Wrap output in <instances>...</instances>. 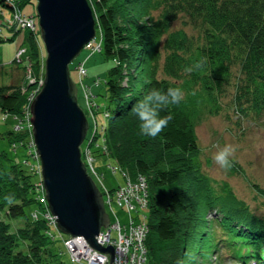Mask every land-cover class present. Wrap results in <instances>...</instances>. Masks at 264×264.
<instances>
[{"label":"trees","instance_id":"1","mask_svg":"<svg viewBox=\"0 0 264 264\" xmlns=\"http://www.w3.org/2000/svg\"><path fill=\"white\" fill-rule=\"evenodd\" d=\"M15 1L20 8L24 0ZM88 2L100 34L98 51L113 62L104 81V154L120 166L122 183L123 171L131 178L142 174L146 180L147 203L141 209L148 226L146 264H198L196 256L207 258L220 245L237 264H264V216L230 185L218 184L203 171L195 130L205 115L218 114L224 104L239 118V130L244 128V116L264 113V0ZM12 9L0 0L4 14L10 15ZM178 19L183 26L172 27ZM23 29L28 30L23 40L26 54L22 61L10 60L21 76L7 83L3 81L6 70H0L2 117L11 113L20 129L9 128L0 135L15 147L21 142L31 150L24 115L33 84L27 79L26 63L31 64V75L38 77L45 51L36 27ZM10 37L2 27L0 40ZM153 87H180L184 97L160 110L171 112L172 119L156 136H149L140 130L132 108ZM228 95L229 101L224 102ZM96 102L99 109L101 103ZM32 160H12L0 148V264L62 263L54 246L58 236L64 245L65 238L43 217L47 208L42 190L33 184L39 173L29 168ZM231 167L236 168L233 160ZM252 184L264 194L257 182ZM118 205L125 212L123 220L115 207V218L104 207L111 220L124 226H129V217L140 215L137 208L128 214ZM213 209L217 215L206 219ZM15 220L24 223L13 225Z\"/></svg>","mask_w":264,"mask_h":264},{"label":"water","instance_id":"2","mask_svg":"<svg viewBox=\"0 0 264 264\" xmlns=\"http://www.w3.org/2000/svg\"><path fill=\"white\" fill-rule=\"evenodd\" d=\"M36 16L45 50L44 72L28 109L47 207L60 232L82 237L90 247L106 253L112 264L113 245L96 239L109 216L81 159L88 121L69 69L95 36V17L88 0H37Z\"/></svg>","mask_w":264,"mask_h":264},{"label":"rangeland","instance_id":"3","mask_svg":"<svg viewBox=\"0 0 264 264\" xmlns=\"http://www.w3.org/2000/svg\"><path fill=\"white\" fill-rule=\"evenodd\" d=\"M36 3L37 0H24L20 6V9L22 12L35 15L36 33L40 38L36 16ZM4 9L7 11V13H9V8L4 6ZM177 26H183L179 19L173 22L172 27ZM186 27L188 28V31L193 32L194 34L197 32L196 28H191L189 26ZM3 31L11 34V37L9 39L0 40V70H6V76L4 77L3 81L7 83H13L16 82L17 77L19 78L21 76L22 72L21 70H18L15 64L10 65V60L13 58L15 50L18 46L26 45L23 40L26 39L28 30L21 28L17 31H13L3 27ZM44 57L45 54L42 53V58ZM85 57H87L85 62L87 75L84 76L82 80L85 84L90 85L91 91L95 94L94 99L97 100L98 103H101L99 109L94 108V114L88 112V108L83 102L79 76L77 69L74 68L77 60L79 58ZM112 63V59L106 58L101 51L90 52V50L85 47H83L69 63L71 68L70 75L74 82L78 85L77 101L83 109L89 123V128L87 129L88 135H90L92 132L94 120H96L97 124H100L105 120V110L104 106L102 105L103 103H106V88L104 81L106 69ZM42 64L43 63H41L40 66H42ZM96 80H98L97 83ZM29 83L33 84L34 88L33 90L29 91V93L27 92V97L31 100V94L35 91L37 83L35 84L32 81ZM24 89L25 87L23 90ZM223 101H229V95L224 97ZM2 116L3 113L0 110V132H5L9 128L14 130L20 129V123L15 122L16 118L12 117L11 113H9L5 119ZM242 121L243 122L241 124L244 125V128L239 130L240 120L233 114L232 107L227 104L223 105L221 112L218 114L205 115V117L195 126L197 141L200 147L198 157L202 162L203 171L208 174L209 177L213 178L215 182L220 185L224 183L230 185L237 196L243 198L250 205V207L254 209V211L264 216V194L252 184V182H257L259 186L264 189V113L259 115L251 113L247 116H244ZM26 138V141L28 142L27 144L31 147V150H28V147L25 146V143L21 144V142H19L17 147H15L6 136L1 135L0 148L12 160L19 161L23 160L25 157L30 160L32 157L34 166L37 168V164L35 163V153L30 154V152H34V146L31 142L32 138L28 135ZM95 140H98L99 142L100 136L96 137ZM225 144H232L235 146V151L231 157L233 162L236 164V168L234 169H232V167L228 169L221 168L213 159V154ZM26 150H28V154H26ZM28 163L30 165L32 164L30 162ZM108 163L114 165V161L109 159L106 154L95 153V159L93 162L94 167L98 173L101 171L103 172V176H101L102 184L99 181H96L99 187H102L103 185L106 188H111L124 181V177L122 176L120 170L117 169L116 171H112V169L107 165ZM33 184L34 186L37 185L40 187V190H42L44 195L41 173L39 178ZM42 197L43 200H46L44 196ZM114 207L116 208L117 216L123 220L125 218V212L116 203L114 204ZM144 211H146V209H144ZM13 223V225L17 226L18 224L21 225L24 222L22 220H15ZM54 224L58 230L56 223ZM59 233H61L64 238L70 236L60 231ZM111 236H115V232L113 230L111 232ZM61 238L59 236L56 238L54 246L57 251H60L59 258L62 260V263L57 264H86L82 261L78 262L70 259V253L67 251ZM196 257L198 264H237L234 260H232V258L225 255L224 249H222L221 245L216 249H213L207 258H203L200 255Z\"/></svg>","mask_w":264,"mask_h":264},{"label":"built area","instance_id":"4","mask_svg":"<svg viewBox=\"0 0 264 264\" xmlns=\"http://www.w3.org/2000/svg\"><path fill=\"white\" fill-rule=\"evenodd\" d=\"M12 6V11L10 15L4 14L2 10H0V25L6 27H12L13 29L18 28H27V29H35L36 22L33 14H23L20 11V8L17 6L15 0H6ZM3 15V16H2ZM100 34L95 35L91 38L84 47L90 49V52L98 51L101 47L100 43ZM26 54V47L21 45L18 46L15 50V54L13 59L17 61H22L24 55ZM88 57V55H87ZM79 58L76 62L75 68L77 69V73L79 76V82L81 84L82 89V98L83 102L87 106V110L89 113L94 114V108L97 107V102L94 99L93 92L91 91L90 85H87L83 82V77L87 75V69L85 66L86 58ZM40 74L37 76L31 75V64L26 63V76L28 81H32L36 85L35 91L31 94V98L36 93V91L41 87L43 83V72H44V58L42 61ZM98 80H96V83ZM78 86V85H77ZM34 89V88H33ZM8 112H4V116L7 115ZM107 112H105V117ZM26 121L30 128L31 134V125L29 122V109L26 107L25 115ZM89 128V123H88ZM87 128V129H88ZM87 134V131H86ZM100 136V141L95 140L96 137ZM32 138V144L34 146V152L36 156L35 163L37 164V168L34 166V163L30 165V168H35L40 172V162L38 158V154L35 150V145ZM95 150H99L103 153L107 151L105 138H104V123L101 122L97 124L96 120H94V125L92 127V132L87 138L85 135L81 145V158L85 164L87 172L93 177L95 181H99L102 184L101 176L102 173H98V171L94 167V159H95ZM31 153V152H30ZM38 160V162H37ZM112 171L120 169V166L117 164L110 165ZM39 170V171H38ZM125 175V182L119 183L114 189H108L102 185L99 187L103 202L107 207L110 216L115 218L114 211V201L118 204H122L124 208L127 210V213L130 214L131 211L139 210L140 215L136 219H131L129 217V226H124V224H120L117 219H110V222L107 226L101 227L99 233L96 236L97 241L106 245L108 243L113 244L114 256L112 264H146V245L144 242L145 234L147 232L148 226L146 223V216L141 212V209L146 206L147 203V190H146V180L145 176L142 174H138L135 178H131L127 173ZM40 175V173H39ZM97 183V182H96ZM44 196V195H43ZM46 208L47 211L44 212L43 217L47 220L51 221L52 224L55 223L53 215L50 213L46 200ZM130 212V213H129ZM214 211H209L208 215H212ZM55 225V224H54ZM108 228V229H107ZM110 229V232H109ZM112 230H115V236H111ZM64 243L67 247L68 252L70 253L71 260L74 261H85L86 264H109L107 254L99 251L95 248L90 247L82 237H67L64 239Z\"/></svg>","mask_w":264,"mask_h":264},{"label":"clouds","instance_id":"5","mask_svg":"<svg viewBox=\"0 0 264 264\" xmlns=\"http://www.w3.org/2000/svg\"><path fill=\"white\" fill-rule=\"evenodd\" d=\"M190 70L185 68V71ZM183 97L184 92L180 87H168L166 90L151 88L132 108L139 121L140 130L149 136L160 133L172 119L171 112L162 114L160 110L170 104L179 103ZM234 151V145L225 144L213 154V159L221 168L228 169L232 166L231 157Z\"/></svg>","mask_w":264,"mask_h":264},{"label":"bare ground","instance_id":"6","mask_svg":"<svg viewBox=\"0 0 264 264\" xmlns=\"http://www.w3.org/2000/svg\"><path fill=\"white\" fill-rule=\"evenodd\" d=\"M2 27H4V26H1V25H0V29H1Z\"/></svg>","mask_w":264,"mask_h":264}]
</instances>
